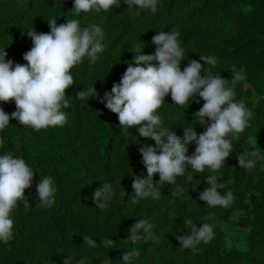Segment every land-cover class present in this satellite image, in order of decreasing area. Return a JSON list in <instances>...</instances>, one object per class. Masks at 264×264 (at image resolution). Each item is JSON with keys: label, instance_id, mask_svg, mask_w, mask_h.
Listing matches in <instances>:
<instances>
[{"label": "trees", "instance_id": "obj_1", "mask_svg": "<svg viewBox=\"0 0 264 264\" xmlns=\"http://www.w3.org/2000/svg\"><path fill=\"white\" fill-rule=\"evenodd\" d=\"M72 7L73 0H0V49L5 47L6 58L14 63H27L23 53L33 46L28 29L49 32L48 20L53 17L58 25L78 19L82 26H100L104 44L95 63L85 56L70 69L75 83L65 90L69 106L62 108L67 115L63 126L37 131L10 116L9 125L0 132L5 140L0 154L22 157L35 171L31 187L25 189L30 210L25 211L22 202L13 210L14 235L8 243H0V264H62L70 254L86 264H123L122 254L131 248L140 251L135 264H264V0H159L155 14L145 11L139 16L123 0L108 11L93 9L78 16ZM159 31L179 32L186 57L181 59V70L189 59L212 55L215 65L200 61L202 74L210 70L229 81L237 72L244 77L236 83L235 99L244 100L253 115L243 132L228 134L233 152L214 173L225 185L218 191L234 193L227 208L209 207L199 199L207 187L205 177L213 174L207 169L195 173L189 168L175 185H159L155 173L159 198L132 202L133 180L147 176L139 149L155 141L140 136L138 126L124 131L118 114L99 97L120 81L129 62L135 63L137 48L144 54L155 53L152 37ZM92 86L97 97L77 96ZM164 99L157 113L165 127L180 136L183 127L195 126L198 134L206 129L194 118L204 103L198 95L199 103L192 100L188 106L173 104L170 93ZM0 107L9 114L16 110L14 100L0 101ZM195 146L190 143L187 154ZM245 151L256 153L254 169L239 166L237 155ZM43 176H52L57 186L55 203L49 208L38 207L34 198ZM104 182L113 185L115 195L101 209L92 194ZM176 185L184 187L183 196L173 195ZM187 218L194 219L197 227L202 222L214 225L212 241L199 244L198 252L181 249L176 239L190 234L184 225ZM138 219L153 225L152 235L133 244L128 230ZM84 235L92 236L97 247L87 246ZM106 238L113 239L112 248L101 243Z\"/></svg>", "mask_w": 264, "mask_h": 264}, {"label": "clouds", "instance_id": "obj_2", "mask_svg": "<svg viewBox=\"0 0 264 264\" xmlns=\"http://www.w3.org/2000/svg\"><path fill=\"white\" fill-rule=\"evenodd\" d=\"M121 0H73L74 15L82 11H108L113 5L119 6ZM123 3L136 16L145 11L155 14L159 0H123ZM50 31L37 32L28 29L27 35L32 40L30 50L23 53L26 64L14 63L8 59L4 48L0 49V101L14 100L16 110L7 113L0 107V132L10 123V116L23 125L41 130L49 126H63L67 115L62 108L69 106L65 90L75 81L70 69L82 62L85 56L91 63L98 60V53L104 51L103 29L91 24L82 26L78 19H68L59 25L56 18L48 20ZM178 31H159L152 37L157 45L154 54L142 53L137 48L133 57L134 64L122 74L119 82H114L111 91H105L101 102L112 112L118 114L119 125L128 132L129 126H138L140 136L155 141V145H142L139 151L142 162L147 169V176H136L132 187V202L151 196L158 199L160 186L165 183L176 184V178L184 176L189 168L195 173H211L205 177L207 187L199 193V199L209 207H229L234 202V193L218 191L225 185L219 183L216 173L225 163V158L233 152V144L229 133L238 135L249 126L253 112L244 100H237L235 87L244 79L239 72L231 81L220 74L213 75L209 70L202 74L203 64H216L212 55H200V60L189 59L181 70L180 62L186 58L181 45ZM158 61V64L151 63ZM204 61L202 64L200 61ZM170 93L173 104L189 105L197 95L204 103L194 114L195 120L206 129L199 134L195 126L183 127V135H177L170 127H165L161 115L157 113ZM77 96L82 99L97 97V89L92 86L81 90ZM207 118V119H206ZM5 143L0 136V147ZM194 143L195 150L191 155L188 146ZM255 152H242L237 155L239 166L245 170L256 167L257 161L252 158ZM35 171L24 158L11 152L0 154V243H8L14 235L13 210L18 202H22L25 211L30 210L25 189L31 187ZM159 174V185L154 181L153 174ZM193 177L188 174L187 179ZM57 186L52 176H43L36 185L35 199L38 207H52L56 200ZM184 187L176 185L174 196H183ZM115 195L110 182H104L92 194L94 204L103 209ZM125 192H122V196ZM208 220L212 219L209 213ZM184 225L190 234H180L176 239L181 249L200 251L198 245L208 244L214 237V225L202 222L197 227L194 219H184ZM153 225L146 219H138L129 228L128 239L135 244L144 236L152 235ZM143 234V235H142ZM85 244L97 247V241L89 235L83 236ZM106 247L112 248L113 239L101 241ZM140 256L136 248L128 249L122 254L123 264H135ZM62 264H86L85 259L76 260L74 255L64 257Z\"/></svg>", "mask_w": 264, "mask_h": 264}]
</instances>
